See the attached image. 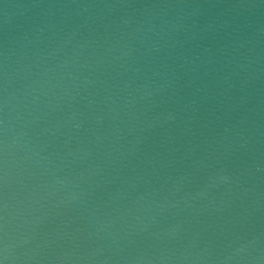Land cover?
<instances>
[{
  "label": "water",
  "instance_id": "obj_1",
  "mask_svg": "<svg viewBox=\"0 0 264 264\" xmlns=\"http://www.w3.org/2000/svg\"><path fill=\"white\" fill-rule=\"evenodd\" d=\"M0 264H264V0H0Z\"/></svg>",
  "mask_w": 264,
  "mask_h": 264
}]
</instances>
